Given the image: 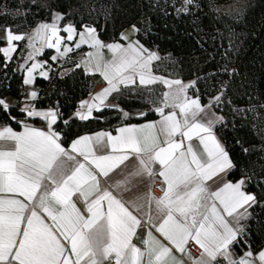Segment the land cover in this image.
Instances as JSON below:
<instances>
[{
  "label": "snow or ice",
  "instance_id": "snow-or-ice-1",
  "mask_svg": "<svg viewBox=\"0 0 264 264\" xmlns=\"http://www.w3.org/2000/svg\"><path fill=\"white\" fill-rule=\"evenodd\" d=\"M192 3L193 0H185L186 5ZM187 10V7L178 9ZM217 11L222 16L233 15L232 9ZM63 18L54 13L51 23H41L28 36L32 49L28 59H34L45 48L55 49L57 55L52 60L66 57L73 48L65 39L73 41L77 35L76 49L83 44L93 49L76 66H83L86 72H99L108 86L92 101L82 102L81 107L86 106L87 113H77L80 119H89L93 109L109 107L105 101L119 92L121 85L127 87L138 80L140 86L147 87L160 82L169 91L163 93L160 106L155 109L160 120L120 127L116 136L100 132L79 137L72 141L71 151L58 142L59 134L51 130L57 118L53 111L22 109L28 116L47 120V132L27 125L22 133L7 126L0 130V141L13 142L11 147L0 143V193L24 197V200L0 198V264H105L113 254L115 264H183L174 250L185 253L189 240L203 249L201 258L193 264H219L218 258L226 264H254L251 250L237 259L230 249L243 235L240 221L248 217V208L257 203L256 196L243 190L244 180L226 182L215 191H210L206 184L234 167L213 132L222 117L206 111L198 97H188L187 90L194 82L185 85L180 80L154 75L151 65L160 57L139 41L127 46L105 45L90 26L79 32L72 24L61 28L58 21ZM61 32L67 33L66 38ZM6 36L9 46L0 48V53L11 59L10 54L15 51L13 41L25 37L13 34L10 29L6 30ZM122 39L128 38L122 35ZM104 48L112 54L111 60H104ZM41 66L33 63L27 69L25 84L32 82V73ZM41 75L47 78V73ZM29 95L35 99L37 93ZM220 100L221 96L215 97L217 103ZM7 107L0 99V110ZM166 108L172 110L165 113ZM194 136L203 145V152H197L191 143L185 148L184 139L191 141ZM108 148V154H97ZM77 155L83 162L77 160ZM130 159L134 163L128 171L126 162ZM68 161L74 162L71 170L67 169ZM156 165L158 173L154 170ZM116 169H120L123 179L112 180L110 173ZM145 175L162 177L166 185L161 189L163 195L156 197L149 192L135 200L123 199L122 193L128 190L131 179ZM75 193L84 201L87 214L81 213L72 202ZM43 214L52 224L45 222ZM142 223L148 229L144 251L131 243ZM153 229L162 239L153 234ZM257 259L264 264V251L259 252Z\"/></svg>",
  "mask_w": 264,
  "mask_h": 264
},
{
  "label": "trees",
  "instance_id": "trees-1",
  "mask_svg": "<svg viewBox=\"0 0 264 264\" xmlns=\"http://www.w3.org/2000/svg\"><path fill=\"white\" fill-rule=\"evenodd\" d=\"M231 1L193 0L186 5L185 0H53L51 6L64 16L77 8L96 7L103 14L94 28L103 41L115 40L123 27L134 24L138 40L160 57L153 63V71L194 82L188 92L202 105L210 102L222 116L214 131L234 164L227 178L232 182L244 180L243 190L257 198V203L248 208V217L240 221L245 226L243 235L231 247L239 256L246 249L256 252L264 247V0H243L233 15L222 16L217 9H225ZM2 5L14 8L19 1L0 0ZM184 7L188 10L178 11ZM12 22L8 11H0V23ZM71 23L76 28L82 26L80 21ZM19 49L18 43L8 60L0 53V96L17 99L14 105L0 110V124L16 129L26 119L18 102L23 96L22 72L15 69ZM97 78L75 67L63 76L35 79L42 89L34 105L57 108L55 127L63 144L83 132L114 130L122 123L157 116L147 104L124 96L119 97V108L103 107L86 120L70 117L77 102L92 91ZM125 88L134 89L136 84ZM216 96H221L219 103ZM133 108H145L143 115L122 119L121 109ZM29 119L43 123L40 118Z\"/></svg>",
  "mask_w": 264,
  "mask_h": 264
},
{
  "label": "crops",
  "instance_id": "crops-1",
  "mask_svg": "<svg viewBox=\"0 0 264 264\" xmlns=\"http://www.w3.org/2000/svg\"><path fill=\"white\" fill-rule=\"evenodd\" d=\"M52 21H39L37 22L34 26H32L27 33L24 35L25 39L22 42V46L19 49L18 52V57L16 60V65L15 66H19L20 67V71L22 72V90H23V96L21 97V99L18 101L20 106L19 109H26V108H31V109H35L36 111L39 112H47V111H53L55 113H57V118L56 121L58 119V110L55 107H38L34 105V101L39 97V94L41 92V86L35 83V79L37 77L40 78H44V79H48L52 74H57L59 76H63L67 73H69L70 71H72L75 67H77L76 65L82 60V58L86 57V54L90 51H93L92 48H90L87 44H83L81 45V47L79 49H76L74 47L75 42L79 40V36L77 35L76 37H74L73 41H67L65 39V43H67L70 47L73 48V51H71L66 57H58L56 60H52L51 57L54 55H57L55 49H48L45 48L44 51H46L44 53V51L40 54L34 57V59H28V55L29 52L32 51L31 48H29L28 46V36L32 35L35 31V29L41 24V23H51ZM68 24H72L75 28L76 26L71 23V22H63V23H59L61 28L66 27ZM134 24H129L125 27H123L118 34V38H116L115 40L112 41H103L97 31H96V35L97 37L101 40L102 43H104L105 45L107 44H111V43H119L122 44L124 46H127L129 43H134L136 41H139L136 34H137V27L135 26L134 29ZM85 26H81V28H76L77 32L79 31H83ZM92 28H94V26H90ZM62 36H64L66 38L67 33L61 32L60 33ZM122 35L123 36H127L128 39H122ZM140 44H142L139 41ZM13 45L15 47V50L18 46V41H13ZM143 45V44H142ZM8 42H2L0 43V48H6L8 47ZM37 47H39V43L37 42ZM144 46V45H143ZM145 47V46H144ZM146 48V47H145ZM148 49V48H146ZM63 50V44L61 45V51ZM150 52H155L157 54V52L155 50H150L148 49ZM15 52V51H14ZM12 52L10 55L12 56L13 53ZM102 53H103V58L105 61L111 60L112 59V54L108 51L107 48L102 49ZM3 55V53H1ZM158 55V54H157ZM4 56V55H3ZM5 60H8L7 58L4 57ZM156 61V60H155ZM152 62V71H153V63ZM33 63H40L42 66L37 68L33 73L32 76L34 77V79L32 80L31 83L25 84V79L28 77V72L27 69L31 67V65ZM80 69H82V71H84L85 73H90V74H96L97 75V79H98V84H96L95 88L90 91L86 97L80 99L77 102L76 108L74 109V111L72 112V114L70 115V117L75 116L77 118H79V115H77V113H87V108L85 107H81V104L83 101H92V97L95 96L96 94L100 93L103 91L104 88H106L107 82L105 81V79L103 78V76L99 73V72H95V71H89L86 72L84 67L81 66L79 67ZM45 72L47 73V78H45V76H42L41 73ZM153 74L159 77H168V76H164L160 73L154 72ZM137 83L138 80H137ZM136 83V84H137ZM134 85V84H131ZM123 86V85H121ZM35 91L37 93V96L35 99H32L30 97V93ZM0 99H2L8 106L10 105H14L17 102V99L14 98L11 95H5V96H0ZM96 109H93V111H95ZM172 109L165 111V113L170 112ZM212 110V109H211ZM214 110V109H213ZM92 111V112H93ZM26 119L22 120L20 123V127L18 129L13 128L12 126H10L9 124H0V130H2L4 127H11L13 131L17 132V133H22L25 131V125H27L28 127L32 128V129H37L40 131H49V125H48V121L45 120L44 118L40 117V116H28L27 115V111H24ZM213 113L216 115V117H222L219 113L213 111ZM177 114L179 116V111H177ZM29 118H40L43 123H35L33 121H31ZM160 115L158 114L155 118H151V119H146V120H142V121H137V122H130V123H122L119 124L118 126L115 127L114 130H109V129H104V128H99V129H95L92 131H88V132H83L80 133L74 137H72L69 142L67 144H63L61 141V133L59 130L56 129L55 127V123L52 124L51 126V130L55 131L59 134V140L58 142L62 144V146L68 150L71 151L70 149V145L72 143V141L78 139L79 137H83V136H94L97 133L100 132H108L111 133L113 136L118 135L117 129L120 127H125V126H139V125H143L146 123H152V122H156L158 120H160ZM80 119V118H79ZM67 120V119H66ZM219 123H217L214 128L218 125ZM213 128V132L215 134V136L217 137V139L220 141V139L218 138L217 134L215 133ZM177 139H181L180 137H177ZM221 142V141H220ZM0 143H3L5 145H7L8 147H11L13 145V142L11 141H0ZM191 143V145L193 146V148L197 151V152H203V145L200 144L199 142V138L194 136L193 139L191 141H188L187 139H184V146L185 148L187 147V145ZM110 152V148L104 150L101 153H97L99 154H108ZM73 155H76L75 153H73ZM77 160L83 162V158L77 155ZM134 163L133 159H130L129 161L126 162V164L129 166L128 167V171H131V165ZM74 167V162L73 161H68L67 162V169L71 170ZM124 166L121 165V168H123ZM157 173L159 171V165L155 166L154 169ZM229 170H226L224 173H220L217 176H214L212 179H209L206 181V184L209 188L210 191H215L217 190L219 187H222V185L226 182H232L229 181L227 178V172ZM120 169H116L113 173H110V177L112 178V180L115 179H123V176L119 175ZM239 180L235 181L238 182ZM111 182V180H110ZM232 182V183H235ZM47 183V182H46ZM49 187H51V185H49ZM166 187V185L163 183L162 181V177H159V175H156L154 177H149V176H139V177H135L131 179V183L127 186L128 190L124 191L122 193L123 199L125 200H135L138 197H143L146 193H151L152 195L156 196V197H160L163 195L162 192V188ZM39 194V193H38ZM0 198H4V199H19V200H24V197L20 196L18 193H9V192H3L0 193ZM72 202L76 205V207L78 209H80L81 213L83 214H87L86 213V206L84 201L80 198L78 193L73 194V196L71 197ZM27 203V201H25ZM243 211V209L241 210ZM29 213H26V215ZM45 217V222L48 224H52V221L50 218H47L46 214H43ZM229 220L231 221V218H229ZM235 226V225H233ZM147 227L142 223L140 226H137L134 235L131 238V243L133 245H135L136 247L140 248L142 251H144L146 249V245L144 244V240L147 238ZM153 234L155 236H157L158 238L162 239V237L159 236V233L155 232V229L152 230ZM62 239V238H61ZM189 241H193V240H189ZM195 243V241H193ZM64 243H67L66 241H64ZM198 245V244H197ZM199 246V245H198ZM186 247V252L185 253H180L178 251L174 250V255L183 261V264H193L194 261L199 260L201 258L203 249L200 247V252L199 253H195L194 251H192L191 248ZM262 248V247H261ZM260 248V249H261ZM259 249V250H260ZM248 249H246L241 255L236 256L233 251L230 249V251L233 254L234 258H239L241 256L244 255V253L247 251ZM257 250V251H259ZM256 251V252H257ZM255 252V253H256ZM258 254V253H256ZM189 256L191 257V259H189ZM146 259V258H145ZM219 259V258H218ZM222 262L226 264V262L222 259ZM219 262V263H222ZM105 264H115V258H114V254L112 257H110L107 261H105Z\"/></svg>",
  "mask_w": 264,
  "mask_h": 264
},
{
  "label": "rangeland",
  "instance_id": "rangeland-1",
  "mask_svg": "<svg viewBox=\"0 0 264 264\" xmlns=\"http://www.w3.org/2000/svg\"><path fill=\"white\" fill-rule=\"evenodd\" d=\"M19 5L14 8H8L5 5H2L0 7V11H8L11 18L13 19V22L11 24H4L0 23V43L7 41L6 36V30L10 29L11 32L15 35H22L24 36L27 31L34 26L39 21H52L53 20V14L54 13H60L66 21L69 22H76L80 21L82 26H94V23L97 21L99 15H102L103 12H99L96 10V7H91L90 9H74L68 11L65 16L62 12L54 9L51 6V3L53 0H18ZM243 0H232L225 9H232L235 10L238 8L240 3ZM62 20L58 21V23H62ZM82 19H87L88 21H81ZM23 40L18 41L20 44V47L22 46ZM15 69L17 72L20 71L19 66H15ZM165 79L168 80H180L178 78H172V77H165ZM181 81V80H180ZM98 79L95 81V85L93 89L95 88L96 84H98ZM183 84L188 85L190 82H183ZM173 87H176L175 85ZM92 89V90H93ZM169 91L168 87L164 85L163 83H156L153 85H149L147 87L140 86L139 83L136 84V88L134 89H127L123 86H121L119 92H114L111 95L108 96L107 100L105 101V104L110 105L109 107H115L119 108V97H135L139 101L145 103L148 105V107L153 108L154 111L157 107L160 106V101L163 99V93ZM130 93V94H128ZM187 95L190 98H196L193 97L190 92L187 90ZM202 105V104H201ZM210 105V102L203 104V106L206 107V111H209L210 113H213V108H208L207 106ZM145 108H133V109H121V117L122 119L126 118L124 116V113H127V117L129 116H137L141 115L143 113ZM212 109V110H211ZM170 110V108H166L165 111ZM177 111H179L177 109ZM155 113L158 115L155 111ZM203 115V114H202ZM216 116V115H215ZM242 180V179H240ZM239 180V181H240ZM242 210V209H241ZM240 210V211H241ZM244 231V225L240 224ZM248 249L247 251H249ZM246 251V252H247ZM260 251H264V247H262L259 251L256 253L259 254ZM253 253V259L254 264H260V261L257 259L258 254L251 251ZM219 262H222V258L218 259Z\"/></svg>",
  "mask_w": 264,
  "mask_h": 264
},
{
  "label": "built area",
  "instance_id": "built-area-1",
  "mask_svg": "<svg viewBox=\"0 0 264 264\" xmlns=\"http://www.w3.org/2000/svg\"><path fill=\"white\" fill-rule=\"evenodd\" d=\"M186 246L191 248L192 251H194L195 253H199L201 250L200 247L196 243H194L193 241H189Z\"/></svg>",
  "mask_w": 264,
  "mask_h": 264
}]
</instances>
